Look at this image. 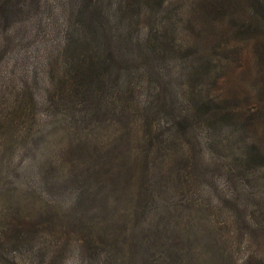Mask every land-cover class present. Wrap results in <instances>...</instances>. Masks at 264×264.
Instances as JSON below:
<instances>
[{
  "label": "rangeland",
  "instance_id": "374dc122",
  "mask_svg": "<svg viewBox=\"0 0 264 264\" xmlns=\"http://www.w3.org/2000/svg\"><path fill=\"white\" fill-rule=\"evenodd\" d=\"M121 1L79 46V0H0V264L105 213L203 217L238 264L264 231V0Z\"/></svg>",
  "mask_w": 264,
  "mask_h": 264
},
{
  "label": "trees",
  "instance_id": "16d2710c",
  "mask_svg": "<svg viewBox=\"0 0 264 264\" xmlns=\"http://www.w3.org/2000/svg\"><path fill=\"white\" fill-rule=\"evenodd\" d=\"M91 3V0H79L78 12L89 20L80 29L81 37L79 33L76 37L79 46L82 41L87 43L88 36L94 37L95 29L90 19L94 7ZM120 5L121 8L125 7L123 0ZM87 45L90 46V43ZM97 50L107 52L108 46L103 44ZM130 52L132 56L136 55L132 49L129 51L131 55ZM125 79L130 80V74ZM241 219V215H238L234 222L236 224L245 222ZM148 220H140L130 213L124 215L105 213L94 215L93 221L90 222L92 225L86 227L85 219L82 217L79 220L80 229L48 235L45 243L32 252L41 257L46 264H66L70 255H74L77 264H238L229 254L228 246L224 245L225 238L222 234L209 230L205 236L210 242L205 243L203 236L192 233L190 227L202 226L205 221L203 217L183 215L181 218H171V221L167 222L154 221L157 226L155 231L146 233L141 238H135L128 231L117 229L119 224L125 226L131 223L146 224L150 222ZM162 224L164 228L160 230ZM173 224L183 228L170 232L168 226ZM258 227L256 224L240 235L246 247H254L241 264H264L262 249L264 231ZM233 237L240 238L238 233H234Z\"/></svg>",
  "mask_w": 264,
  "mask_h": 264
}]
</instances>
